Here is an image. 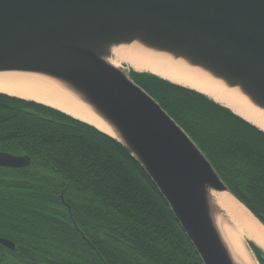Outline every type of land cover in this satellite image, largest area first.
<instances>
[{"label":"water","instance_id":"obj_1","mask_svg":"<svg viewBox=\"0 0 264 264\" xmlns=\"http://www.w3.org/2000/svg\"><path fill=\"white\" fill-rule=\"evenodd\" d=\"M133 50L198 70L264 114V0H0V73L55 81L110 133L53 106L0 94L58 110L119 142L168 202L203 264H245L223 230L222 223L235 222L221 197L231 195L264 224L136 75L195 91L264 129L203 91L136 69L123 58ZM31 163L28 154L0 150V167ZM61 198L66 204L64 192ZM241 236L251 264H261L253 247L264 248ZM0 243L17 250L9 238Z\"/></svg>","mask_w":264,"mask_h":264},{"label":"trees","instance_id":"obj_2","mask_svg":"<svg viewBox=\"0 0 264 264\" xmlns=\"http://www.w3.org/2000/svg\"><path fill=\"white\" fill-rule=\"evenodd\" d=\"M136 78L264 224V132L195 91ZM0 150L32 158L25 168L0 167V236L17 247L0 243V264H203L151 178L96 128L0 94Z\"/></svg>","mask_w":264,"mask_h":264},{"label":"bare ground","instance_id":"obj_3","mask_svg":"<svg viewBox=\"0 0 264 264\" xmlns=\"http://www.w3.org/2000/svg\"><path fill=\"white\" fill-rule=\"evenodd\" d=\"M123 56L138 70H148L174 82L203 91L264 129V114L252 108L234 91L225 90L218 82L212 81L204 73L190 69L181 63L172 62L163 56H154L139 50H133ZM0 92L53 106L110 133V130L93 116L73 94L46 77L28 73H0ZM220 202L222 208L235 222V228L222 223L225 235L235 254L245 264H251L240 244L241 234L264 248V227L231 195L224 194Z\"/></svg>","mask_w":264,"mask_h":264},{"label":"rangeland","instance_id":"obj_4","mask_svg":"<svg viewBox=\"0 0 264 264\" xmlns=\"http://www.w3.org/2000/svg\"><path fill=\"white\" fill-rule=\"evenodd\" d=\"M63 192H64V191H63ZM63 192H62V193H63ZM62 193H61V196H62ZM61 199H62V198H61ZM65 200H66V199H65ZM62 202H63V201H62ZM63 204H64V202H63ZM65 205H66V206H68V208H70V209H71V207L69 206V204H68V202H67V201H66V204H65ZM70 209H69V210H70ZM70 212H71V211H70Z\"/></svg>","mask_w":264,"mask_h":264},{"label":"flooded vegetation","instance_id":"obj_5","mask_svg":"<svg viewBox=\"0 0 264 264\" xmlns=\"http://www.w3.org/2000/svg\"><path fill=\"white\" fill-rule=\"evenodd\" d=\"M64 195H65V192H64ZM66 199V198H65ZM262 261V260H261ZM34 263H46V262H34ZM33 264V263H32ZM46 264H49V263H46ZM262 264H264V262L262 261Z\"/></svg>","mask_w":264,"mask_h":264}]
</instances>
